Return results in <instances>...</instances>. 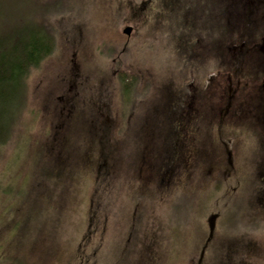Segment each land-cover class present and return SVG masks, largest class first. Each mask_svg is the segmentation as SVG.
Masks as SVG:
<instances>
[{
  "label": "rangeland",
  "instance_id": "374dc122",
  "mask_svg": "<svg viewBox=\"0 0 264 264\" xmlns=\"http://www.w3.org/2000/svg\"><path fill=\"white\" fill-rule=\"evenodd\" d=\"M238 1L222 16L214 0H67L54 53L28 75L25 105L0 152V185L32 174L36 193L72 204L61 223L60 212L26 236L39 253L70 236L61 250L72 264L83 230L94 264H197L212 215L204 264H264V114L252 96L264 58L251 64L238 49L212 57L197 46L212 43L211 29L233 43L264 31V17L246 18ZM13 5L11 18H0L11 39L21 25ZM117 62L138 77L118 79ZM229 66L248 77L229 75ZM186 90L206 107L191 130ZM99 155L105 162L94 171ZM10 193L0 192L2 205ZM91 203L99 212L88 223Z\"/></svg>",
  "mask_w": 264,
  "mask_h": 264
},
{
  "label": "trees",
  "instance_id": "16d2710c",
  "mask_svg": "<svg viewBox=\"0 0 264 264\" xmlns=\"http://www.w3.org/2000/svg\"><path fill=\"white\" fill-rule=\"evenodd\" d=\"M50 1L55 0H0V13H2L0 18H11V13L6 5L14 4L16 17L21 21L18 29L14 28V39H11L9 35V26L0 22V29L5 34V37L0 40V152L10 143L17 118L25 105L28 75L46 57L53 54L57 46L58 29L54 24L56 16L69 11L67 0H63L66 4L60 6L59 9L56 7L42 11L46 3ZM130 17L133 20L135 12L130 13ZM30 22L33 25L29 24ZM116 68L118 79L128 76L138 77V73L128 67H122L119 62H117ZM94 160H96V164L91 169L96 171L99 167H103L105 160H102L100 155ZM96 175L100 176V173ZM217 175L216 179H219L221 173L219 172ZM62 176L56 175L57 178L54 181L59 183ZM31 177L32 174L20 183L12 180L6 184L1 182L2 190L0 192L3 194L11 192V196L8 201L4 200L5 203L2 205V196L0 195V206H4L0 208V264H64V258H67L66 253L61 249L65 242H73L70 236L62 238L63 245L61 246H48V250H44V254L39 253V249H36L39 246L36 243L37 239L27 240L26 236L31 234L33 229L38 228L39 223L42 226L44 218L49 219L50 223L53 222V218L54 221H58L61 218L60 212L63 218L58 222L61 223L72 204L56 206L55 203H51V199H56L57 196L56 198L51 197L52 193H48L44 189L42 193H36L35 190L38 191L40 183L34 184ZM95 182H99L96 177ZM218 186H213V188L219 190ZM21 204H25L26 207L22 212L19 211ZM97 212L99 211L94 208L93 203L88 204L85 209L86 221L89 223L92 217H96ZM14 215H20V218L16 219ZM207 216L206 221L208 220L210 226L205 241L201 244L197 264H204L210 247V227L214 216L210 215L208 219ZM102 221L103 219H100L101 224L106 223L105 219ZM31 223H34V226ZM86 234L82 230L78 243L82 242L80 244L75 242L77 246L73 247L71 251L72 264H94L96 253L90 251L89 248V252L86 249V242L90 244L92 235ZM51 236L56 239V236ZM95 244L92 245L95 246ZM51 257L57 259L53 261Z\"/></svg>",
  "mask_w": 264,
  "mask_h": 264
},
{
  "label": "flooded vegetation",
  "instance_id": "af4514ba",
  "mask_svg": "<svg viewBox=\"0 0 264 264\" xmlns=\"http://www.w3.org/2000/svg\"><path fill=\"white\" fill-rule=\"evenodd\" d=\"M238 0H214L215 4L221 7L222 9V16H226L227 14H230V9H232L231 7L236 6L234 2H236ZM238 2H240L243 6H244V15L246 16V18L249 19H255V18H261L264 17V0H239ZM213 30L211 29L209 34L212 32V37L211 39L213 40L212 43L209 46L203 45L202 43H197V46H199L201 49H205L206 51H209L211 53V56L214 57L217 53L215 52L216 49H218V51H226L230 52L233 51L235 49H238V51L240 52V55H238L240 58V56L243 57L244 60H247V62H254L255 60L259 59V58H264L263 53H264V31H257L254 33H248L247 35L243 36L241 35V40H239L238 43H233L230 41V38L232 37L231 35L228 36L227 40H223L220 41V39L222 38L223 35L220 34V32H217V37L218 39H214L215 36L213 35ZM213 44V45H212ZM223 47V48H222ZM223 52V51H222ZM220 60H222V57L218 54L217 56ZM237 55H235L234 58H236ZM233 58V59H234ZM243 63L245 64L246 61H243ZM228 74L233 76H239L246 78L248 77V74H245V71L241 72L240 74L235 73V71H231L230 66L228 67ZM255 74H259L261 75V78H263L264 80V70H260L258 73ZM253 74V75H255ZM251 77V75H250ZM264 82V81H263ZM261 83L262 87L260 88L259 92L255 95L252 96H256L258 98L261 99L262 103H260V108L263 111L264 114V100H263V86L264 83ZM262 93V94H261ZM186 94L187 90H186ZM202 95V93H201ZM186 98L183 100V106L187 109V111L189 112H193V118H192V122L193 124L189 126H186L185 128L187 129H193L196 128V122L198 120V118L200 117V115L206 111V107H204L200 101L202 99H199V102L197 100V98L193 99L192 95H185ZM199 96V94L197 95V97ZM191 118V117H190ZM195 121V122H194ZM183 126V125H182ZM184 127V126H183ZM185 129V130H187ZM231 130V129H229Z\"/></svg>",
  "mask_w": 264,
  "mask_h": 264
},
{
  "label": "water",
  "instance_id": "95a60500",
  "mask_svg": "<svg viewBox=\"0 0 264 264\" xmlns=\"http://www.w3.org/2000/svg\"><path fill=\"white\" fill-rule=\"evenodd\" d=\"M128 30H129V28L125 29V31H124V32H128Z\"/></svg>",
  "mask_w": 264,
  "mask_h": 264
}]
</instances>
